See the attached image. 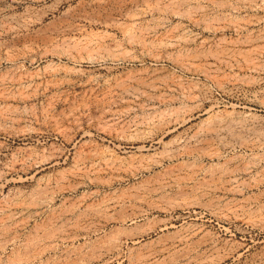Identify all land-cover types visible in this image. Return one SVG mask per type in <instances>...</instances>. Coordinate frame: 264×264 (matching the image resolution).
<instances>
[{
  "label": "rangeland",
  "instance_id": "obj_1",
  "mask_svg": "<svg viewBox=\"0 0 264 264\" xmlns=\"http://www.w3.org/2000/svg\"><path fill=\"white\" fill-rule=\"evenodd\" d=\"M0 264H264V0L0 34Z\"/></svg>",
  "mask_w": 264,
  "mask_h": 264
},
{
  "label": "bare ground",
  "instance_id": "obj_2",
  "mask_svg": "<svg viewBox=\"0 0 264 264\" xmlns=\"http://www.w3.org/2000/svg\"><path fill=\"white\" fill-rule=\"evenodd\" d=\"M74 1L75 0H51L49 2V0H30L31 6H29V9L31 11L23 17V20L20 23L18 21L17 25H13L12 23L7 22H1L2 24H0V34L7 35L8 33L12 32L14 28L21 30L32 29L38 26L45 27L51 22L55 21L58 17L60 18L62 13H65L66 11L71 9ZM80 1L83 3L86 0Z\"/></svg>",
  "mask_w": 264,
  "mask_h": 264
}]
</instances>
